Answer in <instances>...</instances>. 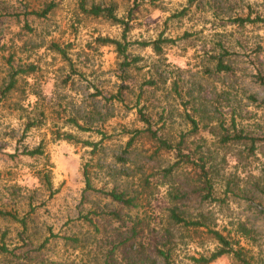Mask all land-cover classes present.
Wrapping results in <instances>:
<instances>
[{
    "label": "rangeland",
    "instance_id": "374dc122",
    "mask_svg": "<svg viewBox=\"0 0 264 264\" xmlns=\"http://www.w3.org/2000/svg\"><path fill=\"white\" fill-rule=\"evenodd\" d=\"M49 6L46 17L35 15ZM92 6L115 8L130 24L131 42L177 40L161 56L136 43L130 48L142 61L131 69L125 84L132 92L126 90L124 103L111 99L123 83L115 48L97 43L120 39L123 26L84 12ZM185 10V17H174ZM237 18L264 19V0H0V92L8 85L11 54L15 65L36 67L0 103V245L12 252L0 253V264H132L143 256L146 264H196L194 258L209 256L218 244L208 228L171 226L175 206L195 221L204 214L210 228L240 241L252 264H264V22L241 26ZM53 43L67 50L82 75L72 72ZM222 49L230 73L213 69ZM149 77L158 91L143 87L136 107ZM201 104L232 135L236 120L237 132L258 140L255 150L245 141L223 145L218 131L193 133L184 117ZM139 108L153 116L154 129L166 122L175 142L185 134L184 153L193 160L208 159L217 201L202 202L205 184L196 164L179 163L177 153L158 150L146 134L127 147L144 129ZM73 118L91 131L69 123ZM33 120L38 127L27 131ZM57 132L99 148L59 141ZM39 145L42 157L23 155ZM87 164L92 191L86 190ZM46 171L52 190L41 175ZM112 191L137 197L136 205L113 201L107 195ZM170 193L182 200L173 201ZM15 216L26 218V231ZM169 229L173 238L167 239ZM158 251H170L169 261ZM211 264L240 262L226 255Z\"/></svg>",
    "mask_w": 264,
    "mask_h": 264
},
{
    "label": "trees",
    "instance_id": "16d2710c",
    "mask_svg": "<svg viewBox=\"0 0 264 264\" xmlns=\"http://www.w3.org/2000/svg\"><path fill=\"white\" fill-rule=\"evenodd\" d=\"M52 6H49L47 9L44 10L43 13L41 14H35L38 17H46L47 14L51 11ZM84 12L87 14H90L95 17H105L107 20L119 24L123 26V33L120 39H114V38H98L97 43L100 44V46L107 47V46H113L115 48V52L117 54V59H118V71L121 73V83L118 86L117 92L111 96L112 100H116L118 102H125V93L126 90H131L132 87L129 85H126L125 83L130 82V75L132 72V68L134 65H137L140 61H142L139 57H132L130 54V48L136 44L139 45V48L141 49H146V48H151L153 52L157 56H161L164 52V48L167 46L175 45L177 43V40L171 39V38H163L160 36L159 38L152 40V41H142V42H131L129 40V32L131 30L129 22L125 21L122 18H118L115 15V8L110 7V8H103L101 6H92L90 9H87L84 7ZM188 14V11L185 10L184 12H181L180 14H175L174 17H179L183 18ZM255 22H264V19L262 18H257L256 20H251L250 18H237L235 19L234 23L239 24L241 26H244L249 23H255ZM25 29L28 32H31L33 28L30 26V23L28 21L25 22ZM52 49L57 52L59 55H61L64 59L65 62L69 63V66L72 69V72L75 75H82L80 71H78L75 66L73 65L72 60L68 57L67 50L63 48L62 46L53 43L52 44ZM223 53L220 54L219 57H216L215 60L217 61L216 64L214 65V71L217 73L225 72V73H230L233 71V67L229 65L226 61V55L228 54V51H225L224 49ZM15 58L16 56L14 54H11V59L9 60L10 64V74H9V80L7 81V78L4 79V83L6 82L8 85L5 86L3 90L0 92V103L3 102L4 99L9 98L11 93L17 89V84L18 81L21 77H26L27 75L34 73L36 71V67L34 64H22L19 63L18 65H15ZM73 76H68L67 80H71ZM177 84L175 83V86ZM149 86L148 89H151L153 91H158L159 83L157 82L156 79L154 78H146L144 83L141 86V92L138 94L137 99H138V104H136V107H139V103L142 100V97L144 95V89L143 87ZM175 91L179 96L182 97L180 92L178 91V87H175ZM132 92V90L130 91ZM145 108H139L138 110V116H139V121L144 124V129L141 131H137L135 137L131 138V140L128 142L127 147L131 148L134 144V140L139 136L146 134L147 137H149L152 141L157 144L158 150L161 151H166V152H175L177 153L178 157L180 158L179 163H185V164H196L198 168L201 170V178L204 179V187L200 188L201 192L204 191L206 194L202 196V202L204 201H209L210 202H215L217 201L213 197V184L212 180L209 179L208 177V172L206 171L207 165H208V159L203 155L199 157L196 160H193L192 156L193 154L190 153H184V148L183 145L185 143V134H182L180 136V140L178 142L174 141V136L172 134V131L170 129H166L167 123L166 122H161L162 126L159 129H154V118L153 116L144 111ZM193 111L194 114H186V117H184V120L191 125L193 133H197L203 129H208L211 132H216L221 135V143L223 145H227L229 142H250L251 146L249 148L250 151L255 150V145L256 142L258 141L256 138L245 136L243 132H237L236 130V120H233V132L234 134H230V130L225 128V121L222 118H217L216 116L212 115L209 113L208 109L204 105H200L199 107H196L193 105ZM69 123H72L76 128L80 129L81 131L84 132H89L91 131L92 128L90 127H85L79 124L77 119H72L69 121ZM39 122L38 121H31L27 124L26 129L27 131L30 130L31 128L38 127ZM165 130V131H164ZM56 139L59 141H67L70 143H84L85 147H91L93 150H98L100 143H92V142H82L79 140L76 136L73 134L69 133H56ZM45 153L44 150V145H39L36 148L29 150L26 149L23 152V155L29 156V157H42ZM196 155V154H195ZM196 161V162H195ZM174 169V168H173ZM173 169L169 170V173H172ZM43 174V180L46 183L47 189L52 190V181H51V172L46 171V172H41V175ZM84 177H85V182H86V190L87 191H92L95 188L92 186V178L90 175V170H89V165H85L84 168ZM264 192V186L263 190ZM172 195L173 201H178L182 200V195L181 194H175ZM112 198L113 201L121 203L123 205L132 207L135 206L136 204V199L137 197H131L128 198L126 196V193H117L116 191H112L107 194ZM7 213V212H5ZM3 213V215H5ZM15 221L19 222L21 225H23L24 230H27V224H26V218L19 219L18 216L14 217ZM89 222V218H87ZM206 217L204 214L201 215V218H198L196 221L188 218L185 216L184 212L178 207L175 206L170 209L169 213V223L171 226L174 227H181L183 229H193L195 232H198L202 228H208L209 234L211 235L212 239H214L218 247L217 249L211 253L209 256H204L202 255L200 258H194V261L196 264H211L218 259L226 256V255H231L233 256L237 261L240 262V264H252V257L248 255V251L245 247H242L240 245L239 240H235L231 238L230 236H225L218 230H215L213 228H210L209 225H207L206 222ZM243 227V226H242ZM243 231H247L246 228L244 227ZM133 235L132 237L135 236V231L132 232ZM167 239L173 238V235L170 231V229L167 231ZM69 241H72L74 243H78L79 240L75 238L69 239ZM170 241V240H169ZM0 253L4 255H10L12 252L6 247V246H1L0 245ZM141 251H138L137 254L139 255ZM158 253L163 256L167 261H169L171 254L170 251L163 252V251H158ZM147 260L149 258L147 257ZM144 256L141 257L138 260H133L132 264H146L147 261ZM131 264V263H130Z\"/></svg>",
    "mask_w": 264,
    "mask_h": 264
}]
</instances>
